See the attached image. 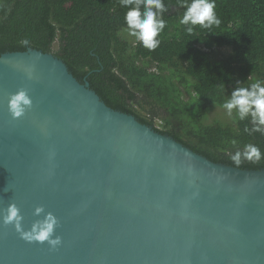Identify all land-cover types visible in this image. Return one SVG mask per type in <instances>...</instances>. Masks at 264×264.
<instances>
[{
    "label": "water",
    "instance_id": "95a60500",
    "mask_svg": "<svg viewBox=\"0 0 264 264\" xmlns=\"http://www.w3.org/2000/svg\"><path fill=\"white\" fill-rule=\"evenodd\" d=\"M20 87L33 104L13 120ZM11 201L25 229L36 206L52 212L62 245L0 227V264H264V169L214 162L109 107L37 49L0 55V207Z\"/></svg>",
    "mask_w": 264,
    "mask_h": 264
},
{
    "label": "trees",
    "instance_id": "16d2710c",
    "mask_svg": "<svg viewBox=\"0 0 264 264\" xmlns=\"http://www.w3.org/2000/svg\"><path fill=\"white\" fill-rule=\"evenodd\" d=\"M164 2L167 26L160 46L149 51L122 33L127 9L120 0H0V55L52 53L109 107L214 162L264 169V158L239 166L231 160L245 143L264 153V135L244 132L251 126L247 121H208L234 87L264 80V0H216L221 25L196 26L193 35L179 24L184 9L177 0ZM23 39L29 46L20 44ZM221 47L230 52L216 58L214 50Z\"/></svg>",
    "mask_w": 264,
    "mask_h": 264
},
{
    "label": "clouds",
    "instance_id": "9594fccd",
    "mask_svg": "<svg viewBox=\"0 0 264 264\" xmlns=\"http://www.w3.org/2000/svg\"><path fill=\"white\" fill-rule=\"evenodd\" d=\"M120 4L127 11L124 14V23L129 36L149 51L156 50L160 44L161 33L167 26L164 13L168 7L164 0H120ZM177 5L184 11L179 19V24L184 27L187 35H193L196 26L210 30L219 27L222 23L217 14L216 0H177ZM22 46H29V41H20ZM26 78L31 80L32 72H26ZM242 82L237 81L240 85ZM27 87H20L7 96V111L13 120L19 119L32 108V98ZM221 107L229 118L237 121H247L250 127L245 126L244 132L248 135L259 133L264 135V80H255L244 86L234 87L230 94L223 100ZM233 145L237 144L232 140ZM264 158L258 145L245 143L242 149H237L231 160L239 166L243 160H260ZM11 189L8 185L4 188L7 192ZM33 216L40 217L34 220L30 227L23 226L24 217L15 201L6 207H0V227L9 226L18 234L19 238L27 243L45 245L48 251L55 252L62 245V238L56 235L59 219L50 211H45L43 205L34 208Z\"/></svg>",
    "mask_w": 264,
    "mask_h": 264
},
{
    "label": "rangeland",
    "instance_id": "374dc122",
    "mask_svg": "<svg viewBox=\"0 0 264 264\" xmlns=\"http://www.w3.org/2000/svg\"><path fill=\"white\" fill-rule=\"evenodd\" d=\"M122 33L129 40H134V37L129 36L126 30H123ZM229 52H230V48L221 47V48H216L214 50V55L216 58H223V57H226L229 54ZM213 119H219V120L224 121V122H229L231 120L225 114V110L221 107H214L213 110L209 113L208 121H212Z\"/></svg>",
    "mask_w": 264,
    "mask_h": 264
},
{
    "label": "built area",
    "instance_id": "2783aa9c",
    "mask_svg": "<svg viewBox=\"0 0 264 264\" xmlns=\"http://www.w3.org/2000/svg\"><path fill=\"white\" fill-rule=\"evenodd\" d=\"M159 123L156 122V125H158Z\"/></svg>",
    "mask_w": 264,
    "mask_h": 264
}]
</instances>
